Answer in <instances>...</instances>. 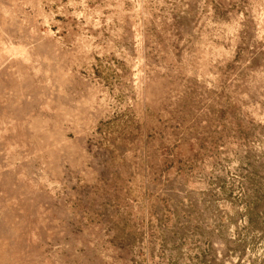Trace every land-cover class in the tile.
<instances>
[{
    "label": "rangeland",
    "instance_id": "1",
    "mask_svg": "<svg viewBox=\"0 0 264 264\" xmlns=\"http://www.w3.org/2000/svg\"><path fill=\"white\" fill-rule=\"evenodd\" d=\"M0 264H264V0H0Z\"/></svg>",
    "mask_w": 264,
    "mask_h": 264
}]
</instances>
